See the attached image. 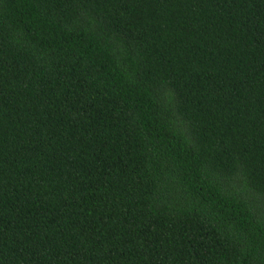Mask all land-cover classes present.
I'll return each instance as SVG.
<instances>
[{
    "label": "trees",
    "instance_id": "trees-1",
    "mask_svg": "<svg viewBox=\"0 0 264 264\" xmlns=\"http://www.w3.org/2000/svg\"><path fill=\"white\" fill-rule=\"evenodd\" d=\"M0 264H264V0H0Z\"/></svg>",
    "mask_w": 264,
    "mask_h": 264
}]
</instances>
